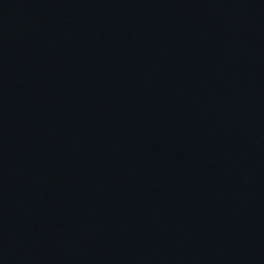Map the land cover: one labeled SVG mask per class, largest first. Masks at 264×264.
<instances>
[{
	"label": "water",
	"instance_id": "1",
	"mask_svg": "<svg viewBox=\"0 0 264 264\" xmlns=\"http://www.w3.org/2000/svg\"><path fill=\"white\" fill-rule=\"evenodd\" d=\"M0 264H264V0H0Z\"/></svg>",
	"mask_w": 264,
	"mask_h": 264
}]
</instances>
